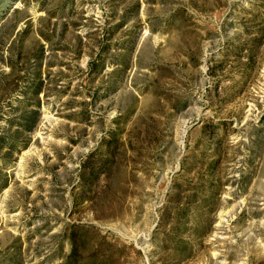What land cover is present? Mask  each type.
Masks as SVG:
<instances>
[{
  "label": "rangeland",
  "instance_id": "rangeland-1",
  "mask_svg": "<svg viewBox=\"0 0 264 264\" xmlns=\"http://www.w3.org/2000/svg\"><path fill=\"white\" fill-rule=\"evenodd\" d=\"M0 264H264V0H0Z\"/></svg>",
  "mask_w": 264,
  "mask_h": 264
}]
</instances>
